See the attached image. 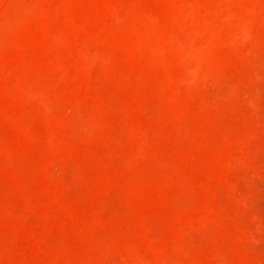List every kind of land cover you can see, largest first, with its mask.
Here are the masks:
<instances>
[{"label": "rangeland", "instance_id": "obj_1", "mask_svg": "<svg viewBox=\"0 0 264 264\" xmlns=\"http://www.w3.org/2000/svg\"><path fill=\"white\" fill-rule=\"evenodd\" d=\"M0 264H264V0H0Z\"/></svg>", "mask_w": 264, "mask_h": 264}]
</instances>
